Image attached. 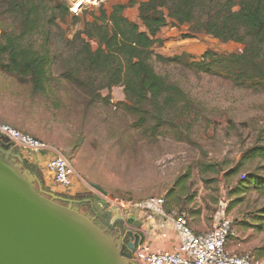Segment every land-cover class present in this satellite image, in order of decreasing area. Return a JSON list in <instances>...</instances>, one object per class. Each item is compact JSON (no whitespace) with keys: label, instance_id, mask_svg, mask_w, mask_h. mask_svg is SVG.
<instances>
[{"label":"rangeland","instance_id":"obj_1","mask_svg":"<svg viewBox=\"0 0 264 264\" xmlns=\"http://www.w3.org/2000/svg\"><path fill=\"white\" fill-rule=\"evenodd\" d=\"M7 1L0 0V33L4 26L17 34L22 17L5 9ZM69 1L33 0L40 22L19 42L48 58L47 79L39 91L29 78L20 81L0 70V120L18 121L28 112L35 129L22 131L53 143L80 175L111 196L132 201L163 197L166 210L184 213L196 232L228 219L235 234L227 247L250 256L253 264H264V90L152 58L154 69L177 83L184 99L162 110L148 102L139 110L126 109L123 86L109 89L104 75L88 76L82 65L81 38L89 39L77 38L76 32L99 5L74 0L75 14ZM127 2L103 0L100 5L109 11ZM124 14L142 26L135 6ZM189 26L169 25L174 34L162 36L155 48L165 57L185 52L196 60L206 50L223 55L244 48L203 32L185 37ZM89 78L92 91L76 83ZM44 185L68 194L48 179Z\"/></svg>","mask_w":264,"mask_h":264},{"label":"trees","instance_id":"obj_2","mask_svg":"<svg viewBox=\"0 0 264 264\" xmlns=\"http://www.w3.org/2000/svg\"><path fill=\"white\" fill-rule=\"evenodd\" d=\"M5 5L7 11L20 14L22 19L17 34L7 33L2 26L0 70L20 81L29 78L34 89L41 91L47 79L48 58L19 42L38 26L40 9L33 0H8ZM134 6L142 26L124 15L126 8ZM62 7L68 13V8ZM96 12L76 32L77 38L83 35L89 39L81 38L82 65L88 76L104 75V86L109 89L123 86L130 103L123 104L126 109L139 110L148 102L162 110L184 99L179 85L154 69L152 58L220 75L241 86L255 84L264 90V0H128L126 4L113 5L109 11L99 5ZM53 21L51 17L47 22ZM185 23L190 24L185 37L203 32L223 43H242L244 48L241 53L223 55L206 50L198 60L185 52L173 57L155 53L154 47L162 44L157 32L168 25ZM92 42L96 45L94 49ZM89 80L80 79L76 83L92 91Z\"/></svg>","mask_w":264,"mask_h":264},{"label":"water","instance_id":"obj_3","mask_svg":"<svg viewBox=\"0 0 264 264\" xmlns=\"http://www.w3.org/2000/svg\"><path fill=\"white\" fill-rule=\"evenodd\" d=\"M60 201L89 207L106 229ZM118 214L98 194L72 200L47 190L38 172L0 135V264H138L132 253L144 237L136 230L141 222L133 223L136 229L123 220L112 222ZM116 223L121 225L117 240L109 235Z\"/></svg>","mask_w":264,"mask_h":264},{"label":"built area","instance_id":"obj_4","mask_svg":"<svg viewBox=\"0 0 264 264\" xmlns=\"http://www.w3.org/2000/svg\"><path fill=\"white\" fill-rule=\"evenodd\" d=\"M100 5L103 0H95ZM74 0L70 8L74 11ZM0 135L5 136L12 144V148L24 153L40 162L45 167V180L57 185L69 195L98 194L105 202L106 208L118 209L127 227L141 217L149 219L158 216L162 222L172 226L177 236V245L172 248L152 247L143 240L132 253V259L138 264H253L248 255L230 253L226 244L235 234L231 222L221 218L214 227L205 232H196L186 220L184 213H170L165 211L163 197H149L144 200L132 201L102 193L91 186L82 175L77 172L71 160L55 145L42 140L21 129L0 122ZM245 177V175H243ZM126 211L123 213L122 211ZM130 220V223L128 222Z\"/></svg>","mask_w":264,"mask_h":264},{"label":"crops","instance_id":"obj_5","mask_svg":"<svg viewBox=\"0 0 264 264\" xmlns=\"http://www.w3.org/2000/svg\"><path fill=\"white\" fill-rule=\"evenodd\" d=\"M126 17L129 20H131V21L137 22L135 18H130L128 16H126ZM168 27H169V25L161 28L157 32L156 37L162 39V36L168 34V32L173 35L174 34L173 29H169L168 30ZM92 44H95V43L92 42ZM95 47L92 46L93 49ZM155 47H154L155 53H158V54H161V55L164 56V54H162V52L159 50V48H155ZM161 48H163V47H161ZM24 115H25V117H23V119H19L18 121H11V120H6V119H3L4 120L3 121L1 119L0 122H5V123H8V124L13 123L15 125V127L16 126L20 127L19 129L24 130V131L25 130L26 131H34L35 128L31 125V122H29V120H28L29 117H30V114L28 112H26V113H24ZM36 137H38V136H36ZM38 138H40V137H38ZM40 139H42V138H40ZM42 140H44V139H42ZM47 142H49V141H47ZM49 143H51V142H49ZM51 144H53V143H51ZM21 154L24 157V159L33 168H35L37 170V172L39 173L40 176H43V174L46 173L45 172V167H44L43 164H41L38 161L33 160V158L30 157L27 154H24V153H21ZM44 180L45 179H42L43 182H44ZM87 195L91 196L92 194L91 193H87ZM164 209H165V211H167L166 208H165V204H164ZM136 221H140L141 222V226L139 228H137L136 230L145 235V240H146L145 242L150 243V245H152V247H161V248L172 249V248H174L177 245V236L175 235V232L173 231L172 226L170 224L162 222V219L160 217L155 216V217H152V218H149V219L141 217V219H138ZM227 246H228V243L226 244V248H227V250L230 253L238 255V254H236V253H238V249H236V248H228Z\"/></svg>","mask_w":264,"mask_h":264},{"label":"flooded vegetation","instance_id":"obj_6","mask_svg":"<svg viewBox=\"0 0 264 264\" xmlns=\"http://www.w3.org/2000/svg\"><path fill=\"white\" fill-rule=\"evenodd\" d=\"M16 153H19L21 156H22V154L20 153V152H17V151H15ZM63 198H67V199H72V200H83V199H86L89 195H87V194H84L83 196H81V197H77L76 195H69V194H67V195H63V194H60ZM87 195V196H86ZM60 204H62V205H64V206H71V207H73V208H75L76 207V209L78 210V212H80V213H82V214H85V215H87L88 217H90L91 219H93V221L98 225V226H100L102 229H106V225L105 224H103V218H101V219H99L98 217H96L93 213H92V211L89 209V207H87V206H85L84 204H76V203H68V202H65V201H60ZM110 220L112 221V222H114L115 220H122V217L120 216V214H118L117 216H115V217H110ZM125 225V224H124ZM125 226H127V225H125ZM114 227L116 228V230L115 231H112L109 235L111 236V238H113V239H115V240H117L118 239V236H119V231H118V229H119V227H121V225L119 224V223H116L115 225H114ZM129 228V227H128ZM130 228H132V229H136V228H134V226H132V227H130Z\"/></svg>","mask_w":264,"mask_h":264}]
</instances>
